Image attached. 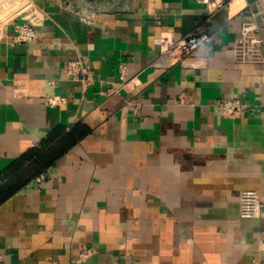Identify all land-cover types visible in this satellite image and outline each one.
Returning a JSON list of instances; mask_svg holds the SVG:
<instances>
[{
    "label": "crops",
    "instance_id": "crops-1",
    "mask_svg": "<svg viewBox=\"0 0 264 264\" xmlns=\"http://www.w3.org/2000/svg\"><path fill=\"white\" fill-rule=\"evenodd\" d=\"M33 1L46 14L36 38L2 44L0 175L57 132L46 147L56 157L0 200V264L264 262V216L239 214L242 190L264 199V62L229 50L249 0L214 14L192 54L147 68L161 38L191 29L204 4ZM75 57L94 70L85 90L64 69ZM120 61L133 78L118 90ZM52 94L68 102L49 105ZM229 97L249 106L227 117L217 102ZM87 246L96 252L78 261Z\"/></svg>",
    "mask_w": 264,
    "mask_h": 264
},
{
    "label": "built area",
    "instance_id": "built-area-1",
    "mask_svg": "<svg viewBox=\"0 0 264 264\" xmlns=\"http://www.w3.org/2000/svg\"><path fill=\"white\" fill-rule=\"evenodd\" d=\"M206 6L205 16L191 29L183 34L169 33L160 40V49L156 58L144 68L150 66H171L192 54L197 48L210 38L211 18L232 0H196ZM248 18L241 24L240 34L236 37L229 50L232 58L237 62H264V0H249L243 4ZM46 19L45 12L33 0H0V64L3 42L11 36L14 42H30L37 36V26ZM12 28V34L9 29ZM66 74L81 81L83 90L94 80V70L80 57L65 61ZM128 64L120 61L118 77L121 89L133 78L128 75ZM51 83L53 79L49 80ZM45 101L49 105H62L68 102V97L61 94L48 95ZM135 109L140 108L141 102H133ZM221 112L227 117L235 116L249 103L238 97H229L217 102ZM45 175L40 174L37 181L42 183ZM239 214L245 218L264 216V199L255 189H244L240 193ZM96 252L92 246H87L79 253L78 261H83ZM255 264H264L257 260Z\"/></svg>",
    "mask_w": 264,
    "mask_h": 264
},
{
    "label": "trees",
    "instance_id": "trees-1",
    "mask_svg": "<svg viewBox=\"0 0 264 264\" xmlns=\"http://www.w3.org/2000/svg\"><path fill=\"white\" fill-rule=\"evenodd\" d=\"M85 131L86 130L83 129L79 131L74 130V133H72L74 136H80ZM55 134H57V132L53 133L51 137L44 139L39 147L31 149L29 153L21 156L10 167L3 171V173L0 175V180H5L3 185L0 186V200L2 197H7V195L13 191H16L20 186L30 179V176L32 177V174L34 175L43 171L52 158L56 157V153H52L51 151L49 153V150L46 149L49 141L53 138V136H55ZM28 158H33L36 162H34L31 166L24 167V161L25 159L28 160ZM47 158H50L51 160L48 161Z\"/></svg>",
    "mask_w": 264,
    "mask_h": 264
},
{
    "label": "water",
    "instance_id": "water-1",
    "mask_svg": "<svg viewBox=\"0 0 264 264\" xmlns=\"http://www.w3.org/2000/svg\"><path fill=\"white\" fill-rule=\"evenodd\" d=\"M78 1H79V0H78ZM91 1H93V0H91ZM95 1H96V6H99L101 0H95Z\"/></svg>",
    "mask_w": 264,
    "mask_h": 264
}]
</instances>
